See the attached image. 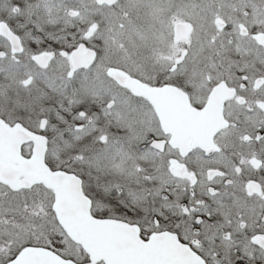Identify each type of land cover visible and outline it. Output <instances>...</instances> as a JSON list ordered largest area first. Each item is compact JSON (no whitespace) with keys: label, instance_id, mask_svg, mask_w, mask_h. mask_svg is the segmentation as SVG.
Listing matches in <instances>:
<instances>
[{"label":"snow or ice","instance_id":"1","mask_svg":"<svg viewBox=\"0 0 264 264\" xmlns=\"http://www.w3.org/2000/svg\"><path fill=\"white\" fill-rule=\"evenodd\" d=\"M0 264H264V0H0Z\"/></svg>","mask_w":264,"mask_h":264}]
</instances>
